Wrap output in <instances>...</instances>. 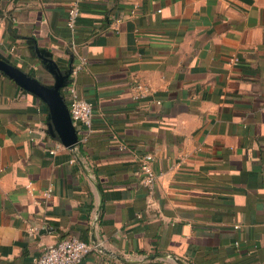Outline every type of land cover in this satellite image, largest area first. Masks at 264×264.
Segmentation results:
<instances>
[{
  "label": "crops",
  "instance_id": "crops-1",
  "mask_svg": "<svg viewBox=\"0 0 264 264\" xmlns=\"http://www.w3.org/2000/svg\"><path fill=\"white\" fill-rule=\"evenodd\" d=\"M71 1L0 0V56L49 85L44 58L81 66L94 111L68 149L0 71V264L69 236L112 253L83 264H264V0H85L75 30Z\"/></svg>",
  "mask_w": 264,
  "mask_h": 264
},
{
  "label": "built area",
  "instance_id": "built-area-1",
  "mask_svg": "<svg viewBox=\"0 0 264 264\" xmlns=\"http://www.w3.org/2000/svg\"><path fill=\"white\" fill-rule=\"evenodd\" d=\"M85 0H72L68 10V26L75 30L77 19L81 14L82 3ZM233 60H237L234 58ZM81 66L72 70V79L66 88L68 107L72 121L79 130L81 145L88 142L93 133V104L86 100L79 92L75 80ZM136 89L135 98L144 97L149 92V88L141 83L134 85ZM61 146V145H60ZM154 156L147 153L140 158V169L143 174L142 183L150 191L156 185L158 176L153 169ZM50 191L46 192V196ZM93 245L76 237L69 236L56 243L46 245L41 254L33 259L31 264H83L87 254L93 249Z\"/></svg>",
  "mask_w": 264,
  "mask_h": 264
},
{
  "label": "water",
  "instance_id": "water-1",
  "mask_svg": "<svg viewBox=\"0 0 264 264\" xmlns=\"http://www.w3.org/2000/svg\"><path fill=\"white\" fill-rule=\"evenodd\" d=\"M42 58H44L42 56ZM47 62L48 71L54 76V82L52 84L42 83L38 78L17 67L13 63L9 62L5 58L0 56V71H2L7 77L12 79L17 85L24 90L32 93L39 99H41L48 107L49 133L57 138L65 147L71 150H78L81 146L79 130L75 127L68 104L65 100L63 90L69 83V78L72 70L67 73H61L58 65L50 58H44ZM79 159V157H78ZM80 160V159H79ZM100 201L98 205V213L102 210L103 198L101 190ZM94 246L105 251L107 254H112L110 251L103 249L96 239L93 240ZM164 254H157L148 257L149 259H155L158 257H164ZM125 262L127 261L123 257H117Z\"/></svg>",
  "mask_w": 264,
  "mask_h": 264
}]
</instances>
